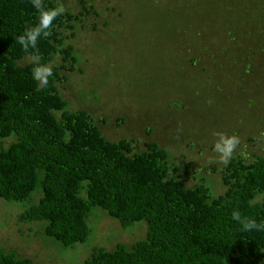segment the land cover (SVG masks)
<instances>
[{"label":"trees","instance_id":"1","mask_svg":"<svg viewBox=\"0 0 264 264\" xmlns=\"http://www.w3.org/2000/svg\"><path fill=\"white\" fill-rule=\"evenodd\" d=\"M116 1L74 0L72 10L61 0H43L47 9L63 5L66 12L53 21L52 35L38 42L40 63H51L54 72L40 89L32 78L35 65L17 43L39 14L31 0H0V199L24 207L17 222L35 223L63 250L84 244L100 218L122 229L143 225V239L112 249L92 246L82 264H264V230L245 231L232 218L239 211L242 218L264 221V114L254 123L250 116L226 123L225 133L237 135L241 144L225 167L208 158L215 142L203 146L189 139L164 148L154 141H110L99 126L104 119L69 108V75L84 76L73 44L77 30L106 29L107 15H123ZM135 1L128 0V7L136 19L144 0ZM105 2L102 20L98 4ZM185 9L199 14L200 28L169 57L216 73L208 85L196 83L209 104L233 93L237 103L264 109V0H191ZM216 26L222 32L211 35ZM221 70L244 79H233L228 91ZM120 124L116 119L115 126ZM202 155L209 164H199ZM211 176L220 182V193L207 182ZM0 264L34 262L0 249Z\"/></svg>","mask_w":264,"mask_h":264},{"label":"rangeland","instance_id":"2","mask_svg":"<svg viewBox=\"0 0 264 264\" xmlns=\"http://www.w3.org/2000/svg\"><path fill=\"white\" fill-rule=\"evenodd\" d=\"M109 1L113 3L116 0ZM190 1L162 0L158 5L156 0H144V8L135 19L134 9L130 12L128 0H117V7L123 15L118 19L107 15L110 20L106 29L95 34L77 30L73 44L84 76L69 75L68 92L65 94L69 108L86 109L92 115L95 112L97 119H104V124L99 126L110 141H154L164 148L173 147L176 142L183 144L189 139L209 146L216 140L214 132L225 133L229 129L226 123L240 121V116H250L253 123L263 118V108L255 110L252 102L251 105L237 103L233 93L220 97L221 102L218 99L209 104L196 83L200 81L202 85H208L216 73L209 66L205 65L204 73L200 71L201 67H190L187 61H173L171 57L175 55L169 57L182 43H190L195 34L191 31L200 28L197 22L199 14L185 9ZM61 2L76 10L74 0ZM104 7H107V2L104 6L98 4L102 20L107 19ZM149 14L157 16L152 19ZM218 16L223 18L224 12H218ZM216 29L222 32L218 26L208 31L212 35L218 32ZM201 33L204 34L202 30ZM218 77L220 81L230 82L226 84L228 91L234 85L233 79H244L241 74H229L225 70H221ZM197 87L198 91H195ZM176 103L183 104L185 108H175ZM116 119L121 121L119 127L115 126ZM207 121H212V125L209 126ZM178 147L177 150L180 149ZM205 156L199 158V164H209ZM214 157L213 152L212 156L208 155L211 160ZM207 182L216 193L221 192L217 178L211 176ZM23 208L0 199V249L24 255L34 264H82L92 246L112 249L118 242L131 245L145 237L142 224L122 229L118 222L105 216L107 219L97 220L96 232L91 228V235L84 244L63 250L59 243L40 232L35 223L17 222V215ZM99 214L103 215L101 211Z\"/></svg>","mask_w":264,"mask_h":264},{"label":"clouds","instance_id":"3","mask_svg":"<svg viewBox=\"0 0 264 264\" xmlns=\"http://www.w3.org/2000/svg\"><path fill=\"white\" fill-rule=\"evenodd\" d=\"M32 6L37 10L38 23L35 25H26L22 35L17 37V43L21 45L23 52L27 55L30 62L35 65L32 69V78L38 82V88H47L49 78L54 76L53 66L49 64H41V56L39 54L38 42L41 38L47 39L52 35V24L55 19L66 12V8L61 5L54 9H47L43 0H31ZM216 137L213 150L216 156L210 162L223 164L227 167L237 152L241 144L240 138L233 134L229 136L224 132H214ZM244 156V152H240ZM232 218L241 223L245 231L264 230V221L257 222L254 218L241 217L239 211H233Z\"/></svg>","mask_w":264,"mask_h":264}]
</instances>
